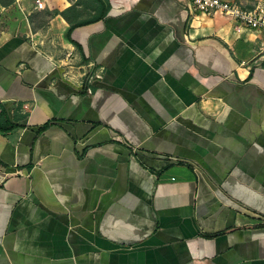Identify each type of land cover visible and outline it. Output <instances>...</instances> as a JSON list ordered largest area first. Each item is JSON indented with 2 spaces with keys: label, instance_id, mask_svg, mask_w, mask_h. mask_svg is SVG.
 Instances as JSON below:
<instances>
[{
  "label": "crops",
  "instance_id": "1",
  "mask_svg": "<svg viewBox=\"0 0 264 264\" xmlns=\"http://www.w3.org/2000/svg\"><path fill=\"white\" fill-rule=\"evenodd\" d=\"M64 1L0 0V264H264V31Z\"/></svg>",
  "mask_w": 264,
  "mask_h": 264
},
{
  "label": "built area",
  "instance_id": "2",
  "mask_svg": "<svg viewBox=\"0 0 264 264\" xmlns=\"http://www.w3.org/2000/svg\"><path fill=\"white\" fill-rule=\"evenodd\" d=\"M47 0H35L36 7H44ZM190 7L207 14L221 12L238 24V28L264 31V2L259 1L252 7L243 6L228 0H191Z\"/></svg>",
  "mask_w": 264,
  "mask_h": 264
},
{
  "label": "trees",
  "instance_id": "3",
  "mask_svg": "<svg viewBox=\"0 0 264 264\" xmlns=\"http://www.w3.org/2000/svg\"><path fill=\"white\" fill-rule=\"evenodd\" d=\"M97 1L99 2V5H98L96 16H94V18L91 19L90 21L97 20V19L104 17L109 11V8H110L109 0H97ZM63 14L67 17L65 12H63Z\"/></svg>",
  "mask_w": 264,
  "mask_h": 264
},
{
  "label": "rangeland",
  "instance_id": "4",
  "mask_svg": "<svg viewBox=\"0 0 264 264\" xmlns=\"http://www.w3.org/2000/svg\"><path fill=\"white\" fill-rule=\"evenodd\" d=\"M63 1L64 0H52V2H53V4H52L53 9L58 8V7L59 8L62 7ZM239 1H241V0H239ZM86 2L87 1H85L84 6L86 5ZM64 3H65V1H64ZM86 6H88V5H86ZM92 13H93V8L91 6L90 7L88 6L86 9H84V15L89 16Z\"/></svg>",
  "mask_w": 264,
  "mask_h": 264
}]
</instances>
